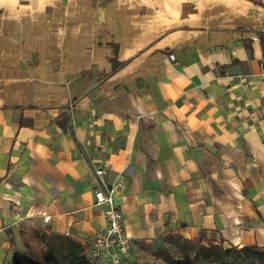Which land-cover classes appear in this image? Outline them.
Instances as JSON below:
<instances>
[{"label":"crops","instance_id":"1","mask_svg":"<svg viewBox=\"0 0 264 264\" xmlns=\"http://www.w3.org/2000/svg\"><path fill=\"white\" fill-rule=\"evenodd\" d=\"M95 167L120 264L166 236L264 249V0H0V264H35L34 229L90 255Z\"/></svg>","mask_w":264,"mask_h":264},{"label":"trees","instance_id":"2","mask_svg":"<svg viewBox=\"0 0 264 264\" xmlns=\"http://www.w3.org/2000/svg\"><path fill=\"white\" fill-rule=\"evenodd\" d=\"M34 234L42 244L28 247V255L35 264H94L88 255L87 245L75 238L52 232L48 229H34ZM166 241L182 242L190 245L201 261L211 264H264V249L256 246L223 248L221 245H201L178 236H166ZM167 264H190V260L174 259L164 253Z\"/></svg>","mask_w":264,"mask_h":264},{"label":"built area","instance_id":"3","mask_svg":"<svg viewBox=\"0 0 264 264\" xmlns=\"http://www.w3.org/2000/svg\"><path fill=\"white\" fill-rule=\"evenodd\" d=\"M169 58L173 60V55L170 54ZM94 172L103 185L95 191L94 196L96 204L105 206L106 226L93 237L90 243V258L98 264H120L130 252V240L123 230L122 216L115 202L116 193L122 184L117 181L106 185L101 179L104 174L101 167H95ZM43 221L47 222L48 217L43 218Z\"/></svg>","mask_w":264,"mask_h":264},{"label":"rangeland","instance_id":"4","mask_svg":"<svg viewBox=\"0 0 264 264\" xmlns=\"http://www.w3.org/2000/svg\"><path fill=\"white\" fill-rule=\"evenodd\" d=\"M24 233L27 247H40L42 245L35 236L34 230L25 231ZM145 253L146 255L141 257L139 264H167L164 261V253L169 254L174 259L190 260V264H211L201 261L193 248L182 242L156 241Z\"/></svg>","mask_w":264,"mask_h":264}]
</instances>
